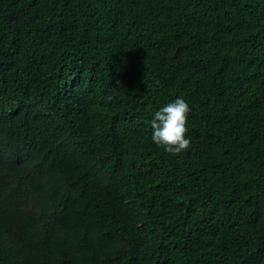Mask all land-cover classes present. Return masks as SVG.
I'll use <instances>...</instances> for the list:
<instances>
[{"label":"trees","instance_id":"obj_1","mask_svg":"<svg viewBox=\"0 0 264 264\" xmlns=\"http://www.w3.org/2000/svg\"><path fill=\"white\" fill-rule=\"evenodd\" d=\"M0 264H264V0H0Z\"/></svg>","mask_w":264,"mask_h":264},{"label":"clouds","instance_id":"obj_2","mask_svg":"<svg viewBox=\"0 0 264 264\" xmlns=\"http://www.w3.org/2000/svg\"><path fill=\"white\" fill-rule=\"evenodd\" d=\"M190 111L189 104L183 98H177L157 111L151 121L153 142L172 155L189 149L191 141L186 134Z\"/></svg>","mask_w":264,"mask_h":264}]
</instances>
